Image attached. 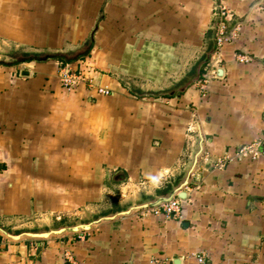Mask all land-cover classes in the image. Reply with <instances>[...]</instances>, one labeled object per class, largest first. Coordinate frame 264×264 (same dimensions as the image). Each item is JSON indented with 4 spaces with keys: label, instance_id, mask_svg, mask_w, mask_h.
Here are the masks:
<instances>
[{
    "label": "crops",
    "instance_id": "obj_1",
    "mask_svg": "<svg viewBox=\"0 0 264 264\" xmlns=\"http://www.w3.org/2000/svg\"><path fill=\"white\" fill-rule=\"evenodd\" d=\"M221 4L232 40L204 97ZM62 60L110 95L63 89ZM257 142L264 0H0V264H264V156L237 157ZM197 154L179 218L95 222L171 192Z\"/></svg>",
    "mask_w": 264,
    "mask_h": 264
},
{
    "label": "built area",
    "instance_id": "obj_2",
    "mask_svg": "<svg viewBox=\"0 0 264 264\" xmlns=\"http://www.w3.org/2000/svg\"><path fill=\"white\" fill-rule=\"evenodd\" d=\"M214 15L218 19L216 26V45L217 51L212 56L209 64L205 68V75L201 81L197 83L200 89L204 91L203 96L205 97L208 84L212 77H216V73L213 70L216 64L220 62V51L223 49L224 45L232 40V34L227 35V22L231 21L233 18L232 12L227 9L223 4L218 5L214 10ZM240 62H249L250 58L247 56L238 57ZM79 68L73 66L72 63H60V69L57 74V80L61 87L66 91L73 92L76 91L82 83L88 84L91 88L97 90L99 94L110 95V90L106 88H95L93 79L90 77L89 73L92 68L87 60L79 61ZM261 143H255L253 145L244 147L239 150L237 157L241 159L251 158L256 160L261 156H264V150H260ZM184 200L179 197H174L171 201L164 203L158 207L152 208V212L163 213L167 217L179 218L182 215ZM201 264H205L204 256L199 257Z\"/></svg>",
    "mask_w": 264,
    "mask_h": 264
},
{
    "label": "water",
    "instance_id": "obj_3",
    "mask_svg": "<svg viewBox=\"0 0 264 264\" xmlns=\"http://www.w3.org/2000/svg\"><path fill=\"white\" fill-rule=\"evenodd\" d=\"M92 38H93V35H92ZM51 57V56H50ZM46 59L48 58L45 57ZM28 72H23V74H26ZM224 73V69L223 68H220L218 70V76H222V74ZM202 151L199 152V154L201 153ZM199 154L196 155L195 159H194V162L192 163L191 167L188 169V171L186 172L185 176L183 177L182 181L179 183V186H177L176 188H173L171 190V192L165 194V195H162V196H158L155 201L153 202H150V203H145V204H133L128 210L124 211V212H121L120 214H115V215H109V216H105L103 218H100L99 220H96L95 222L96 223H99L101 220H107V221H110V220H113L115 219L116 217H118L119 215L121 214H124V215H129L131 214L133 211L135 210H142V209H146V208H151V207H158L164 203H167L169 201H171L175 195H177L180 199L182 200H186L187 198V192L184 190L185 187L188 186L189 182H190V177H191V174L192 172L194 171V169L196 168L197 164H198V156ZM94 222H89V223H77L76 225L72 226V227H68V228H65V229H62V230H53L51 228H49V230L46 232V231H43V232H38V233H31V232H25V233H22L21 235H28V236H34V237H47V236H50L51 234H59V233H63L65 231H71V232H78L79 230H90L93 226Z\"/></svg>",
    "mask_w": 264,
    "mask_h": 264
},
{
    "label": "trees",
    "instance_id": "obj_4",
    "mask_svg": "<svg viewBox=\"0 0 264 264\" xmlns=\"http://www.w3.org/2000/svg\"><path fill=\"white\" fill-rule=\"evenodd\" d=\"M217 22H218V19L217 18H215V27L213 28V33H214V41H213V43H214V45H213V50L211 51V54H210V56H209V58L207 59V61H206V63H205V67L209 64V62H210V60H211V58H212V56L215 54V52L217 51V45H216V26H217ZM25 61H29V60H20V61H16V62H14V63H21V62H25ZM63 61V60H62ZM73 61H67V62H65V61H63V63H72Z\"/></svg>",
    "mask_w": 264,
    "mask_h": 264
},
{
    "label": "rangeland",
    "instance_id": "obj_5",
    "mask_svg": "<svg viewBox=\"0 0 264 264\" xmlns=\"http://www.w3.org/2000/svg\"><path fill=\"white\" fill-rule=\"evenodd\" d=\"M29 225H22L20 231H23V232H29L30 230L33 232V233H38L39 230H34V228H29L28 227ZM57 226H53L52 228H56ZM48 230V229H46ZM40 232H43V231H40ZM47 232V231H46Z\"/></svg>",
    "mask_w": 264,
    "mask_h": 264
}]
</instances>
